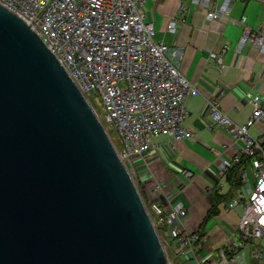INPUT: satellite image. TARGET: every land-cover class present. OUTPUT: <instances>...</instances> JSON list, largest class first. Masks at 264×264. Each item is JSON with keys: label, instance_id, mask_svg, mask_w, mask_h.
<instances>
[{"label": "water", "instance_id": "95a60500", "mask_svg": "<svg viewBox=\"0 0 264 264\" xmlns=\"http://www.w3.org/2000/svg\"><path fill=\"white\" fill-rule=\"evenodd\" d=\"M0 264H170L87 99L2 5Z\"/></svg>", "mask_w": 264, "mask_h": 264}, {"label": "built area", "instance_id": "2783aa9c", "mask_svg": "<svg viewBox=\"0 0 264 264\" xmlns=\"http://www.w3.org/2000/svg\"><path fill=\"white\" fill-rule=\"evenodd\" d=\"M146 1L0 0V5L37 35L88 103L98 98L103 113L101 119L97 117L107 134L115 130L119 143L116 151L134 176L135 161L156 154L159 136L166 135L172 147L193 136L184 124V104L189 96L197 94L168 57V47L154 40L153 25L144 11ZM236 1L244 0H223L220 6L217 0H181L178 16L166 29L174 33L184 23L186 3L202 7L211 22L216 17L231 21L229 8ZM239 23L243 30L235 51L251 46L264 54V33L246 28L245 18ZM217 62L221 64L220 59ZM250 103L253 112L241 126L234 124L217 103L207 99L204 104L210 120L208 128L230 137L229 146L221 145L230 158L218 156V175L226 177L234 165L242 162L239 186L223 202L227 211L241 210L235 230L227 233L224 248L214 254H194L204 237L188 225V211L177 201L180 187L169 191L168 184L153 180L150 191L155 199L142 198L170 264L168 253L177 264H190L191 259L193 264H243L247 250L256 262L264 264V132L257 138L249 134L250 128L264 121V98L254 97ZM248 164L253 183L245 173ZM183 179L192 182L195 176L182 171L176 177L179 186ZM207 190L213 195L212 188ZM153 215L158 218L153 220Z\"/></svg>", "mask_w": 264, "mask_h": 264}, {"label": "crops", "instance_id": "0c3cea01", "mask_svg": "<svg viewBox=\"0 0 264 264\" xmlns=\"http://www.w3.org/2000/svg\"><path fill=\"white\" fill-rule=\"evenodd\" d=\"M180 1L147 0L144 11L153 25L154 40L168 47V57L176 62L185 79L196 88L197 94L189 96L184 104L187 111L184 124L193 136L175 147L166 135L159 136L156 154L137 159L134 167L145 201L155 199L150 191L153 180L168 184L169 191L180 187L177 201L182 202L188 211V225L204 237L194 254L203 256L209 251L214 254L224 248L227 233L237 226L232 227L228 220V212L237 208L223 212L219 208L223 203L221 198L228 197L230 188H233H229L216 168L218 156L230 158L229 151L221 147L222 144L230 145V137L208 128L210 120L205 114L204 104L207 99L217 103L234 124L241 126L247 123L253 112L251 99L264 98V54L251 46L242 47L238 53L235 51L243 30L239 23L241 18H245V27L249 30L259 29L264 33V2H232L228 13L231 21L216 17L211 22L206 19L202 7L186 3L182 14L184 23L171 33L166 26L178 16ZM222 2L217 0L218 6ZM218 59L221 64H218ZM263 132L264 121L249 129L254 138ZM182 171L191 172L195 179L192 182L183 179L179 186L176 177H180ZM209 187L213 195H208ZM209 224L215 228L210 235L206 232ZM193 263L191 259L190 264ZM243 264L260 263L247 250Z\"/></svg>", "mask_w": 264, "mask_h": 264}, {"label": "rangeland", "instance_id": "374dc122", "mask_svg": "<svg viewBox=\"0 0 264 264\" xmlns=\"http://www.w3.org/2000/svg\"><path fill=\"white\" fill-rule=\"evenodd\" d=\"M90 105L93 107L92 109L94 110V112L97 114V116L101 119L102 117V113H103V109H102V106L98 100V98L96 99H91L90 100ZM108 136L112 142V144L114 145V147H118L119 148V143H118V139H117V135L115 134V130L112 129V130H108ZM245 173L247 175V177L249 178L250 180V183H253V171H252V168L250 166V164H248V166L245 167ZM134 175H131L139 193L141 194L142 198L144 197L143 196V192L141 191V186H140V182H139V179L136 175V173H134ZM224 179H226V177H223ZM223 184V183H222ZM223 190H225L223 188ZM231 198V197H230ZM230 198H228L227 200H225L224 202L228 201ZM219 208H220V211L223 212V211H226L225 208H224V203H220L219 204ZM239 210L240 208L238 207L236 210L234 211H230L228 212L230 215H228V220L230 221V224L232 227H235L236 224L238 223V219H239ZM238 213V214H237ZM223 214V213H222ZM153 220H156V217L155 215L152 216ZM215 231V228L214 227H211V225H207L206 227V232L208 235H210L211 233H213ZM168 257H169V260L172 262V264H177L176 261H173L172 258H171V255L170 253H168Z\"/></svg>", "mask_w": 264, "mask_h": 264}, {"label": "trees", "instance_id": "16d2710c", "mask_svg": "<svg viewBox=\"0 0 264 264\" xmlns=\"http://www.w3.org/2000/svg\"><path fill=\"white\" fill-rule=\"evenodd\" d=\"M241 164H242V162H241L240 164H236V165H234V166L229 170V172H228V174H227V176H226V182H228V184H229V188H230L231 186H233V188H235V187L238 188V186H239V169H240V167H242ZM233 188H232V190H231V188H230V190H229V196H228V197L226 196L227 199L231 197V193H232V191L234 190ZM226 197L221 198V200L224 202ZM227 199H226V200H227ZM212 206H213V205H212ZM210 210H211V209H210ZM210 210H209V211H210ZM208 214L211 215V211L208 212Z\"/></svg>", "mask_w": 264, "mask_h": 264}]
</instances>
